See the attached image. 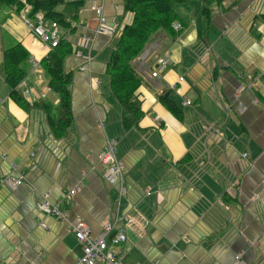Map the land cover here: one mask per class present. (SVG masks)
Segmentation results:
<instances>
[{"label": "crops", "instance_id": "1", "mask_svg": "<svg viewBox=\"0 0 264 264\" xmlns=\"http://www.w3.org/2000/svg\"><path fill=\"white\" fill-rule=\"evenodd\" d=\"M209 1L208 15L199 0L175 5L182 30L154 33L131 62L142 114L129 126L108 61L133 15L123 0H85L74 32L62 34L72 46L62 137L52 129L60 98L40 64L51 49L22 11L0 7V264L76 263L82 250L67 224L41 210L60 201L92 237L105 221L125 228L126 242L110 247L120 264H233L235 255L264 264V0ZM93 7L108 35L97 33ZM18 44L29 55L17 87L27 109L10 97L3 69ZM161 59L168 65L152 77ZM112 139L122 195L98 158Z\"/></svg>", "mask_w": 264, "mask_h": 264}, {"label": "trees", "instance_id": "2", "mask_svg": "<svg viewBox=\"0 0 264 264\" xmlns=\"http://www.w3.org/2000/svg\"><path fill=\"white\" fill-rule=\"evenodd\" d=\"M85 0H24L30 7L28 17L34 19L41 14L45 22H55L59 30L65 34H72L78 20L79 11ZM198 0H123L124 11L131 13V24L126 25L115 49L108 61V75L110 89L123 112L127 115L124 121L129 126H136L142 112L140 111L135 91L140 85V79L134 73L131 62L144 50L151 36L162 31L173 35V25L179 24V19L173 8L177 4H191ZM206 5L202 12L208 15L209 0H199ZM220 3L222 0H216ZM1 6H10L20 11L24 5L21 0H0ZM264 23V14L262 15ZM180 25V24H179ZM181 26V25H180ZM182 30V27H180ZM63 36V35H62ZM70 42L61 38L57 47L41 60L40 64L49 77V86L58 94L60 105L58 116L52 122V129L57 137L64 136L71 126V102L69 84L71 75L64 72V61L72 53ZM26 49L20 44L5 51L3 69L5 83L10 90L12 100L24 109L27 105L17 91V87L24 79L20 66L28 59ZM165 106L176 115L174 106L163 99Z\"/></svg>", "mask_w": 264, "mask_h": 264}, {"label": "built area", "instance_id": "3", "mask_svg": "<svg viewBox=\"0 0 264 264\" xmlns=\"http://www.w3.org/2000/svg\"><path fill=\"white\" fill-rule=\"evenodd\" d=\"M27 10L23 11L22 18L24 24L33 34V36L41 43L48 45L50 48L57 47L61 40L58 25L55 22H45L42 15L39 13L35 15L34 19H30L28 17L29 10ZM93 10L98 16L99 26L97 28V33L108 35L110 31L105 25V19L102 16L101 9L93 7ZM173 29L178 31L181 28L178 24H174ZM167 65V61L163 59L159 60L158 67L151 73V76L157 77ZM179 81L182 82L183 78H179ZM242 90L243 89L240 87L238 92H236V101H238L237 98L240 96ZM183 104L185 106H191V102L187 98L184 99ZM238 106H240L239 103ZM116 146L117 141H115V139L107 140L105 150L100 153L98 158L102 165L106 168L104 174L105 179L109 182L118 183L119 195H122L125 193V169L116 158ZM245 157H247V155H243V158ZM21 179L22 178L12 180L14 187H17L22 183ZM74 193L75 190H71L66 195L71 197ZM63 202L60 201L55 204H49L48 202H45L41 206V210L46 215L52 216L57 220L67 224L68 230L74 235L82 250V254L77 259L75 264H120L113 252L110 250V246H117L125 243V228L118 227L113 222L105 221L102 225V231L100 235L97 237H92L90 229L83 221L78 219L70 220L69 214ZM41 226L44 228V225L41 224ZM233 264H244L241 255L234 256Z\"/></svg>", "mask_w": 264, "mask_h": 264}, {"label": "rangeland", "instance_id": "4", "mask_svg": "<svg viewBox=\"0 0 264 264\" xmlns=\"http://www.w3.org/2000/svg\"><path fill=\"white\" fill-rule=\"evenodd\" d=\"M21 2H22L23 5L25 4V2H24L23 0H21ZM27 8H28V10L30 11V7H29L28 5H27ZM27 8L24 9V10H27ZM28 10H27V11H28ZM29 11H28V12H29Z\"/></svg>", "mask_w": 264, "mask_h": 264}]
</instances>
